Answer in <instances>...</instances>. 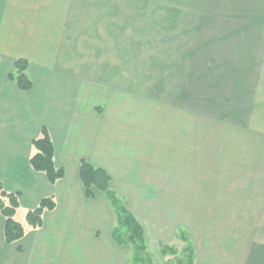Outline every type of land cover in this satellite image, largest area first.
<instances>
[{
  "label": "crops",
  "instance_id": "obj_1",
  "mask_svg": "<svg viewBox=\"0 0 264 264\" xmlns=\"http://www.w3.org/2000/svg\"><path fill=\"white\" fill-rule=\"evenodd\" d=\"M204 2L212 18L202 2L199 26L209 29L198 31L196 84L181 83L175 105L174 98H137L136 32L127 34L124 0H0V183L19 194L16 220L25 228L21 241L7 244L0 213V264H135L136 248L115 237L118 215L109 197L97 190L87 197L82 161L110 176V190L143 227L153 264L150 244L162 257L180 236L191 242L194 264H264L229 238L203 257L174 217H158L174 228L152 227L136 209L137 186L144 200L171 202L158 189L168 186L161 178L173 182L196 148L212 156L218 179L225 177L212 185L229 186L232 217L264 229V0ZM126 38L134 51L125 49ZM19 60L29 65L30 91L9 78ZM43 128L55 167L65 172L54 185L30 164ZM45 199L55 209L32 228L27 213ZM233 225L247 234V224Z\"/></svg>",
  "mask_w": 264,
  "mask_h": 264
},
{
  "label": "rangeland",
  "instance_id": "obj_2",
  "mask_svg": "<svg viewBox=\"0 0 264 264\" xmlns=\"http://www.w3.org/2000/svg\"><path fill=\"white\" fill-rule=\"evenodd\" d=\"M111 1L117 3L123 0ZM124 2L127 34L136 32L134 35L137 43H131V45L135 46L137 51V98L149 101L162 99L170 102L174 98L175 105H180L181 83L187 82L192 88L197 80L200 61L197 49L199 28L206 30V34L209 29L208 26L205 28L199 26V5L202 2L205 4L204 0H124ZM207 8L206 5L205 18L210 19L212 12L208 14ZM202 13L204 15V11ZM121 29L120 26L119 34ZM130 42L132 40L126 38L124 44L127 52L134 51L130 48ZM193 93H195L194 96H192ZM190 94L189 99L192 104L197 99V91L191 90ZM149 101H146L147 105L150 104ZM151 105L152 108L155 107L154 104ZM149 107L141 106L138 109L145 110ZM193 108H190L191 133L197 129L196 123L192 124V120L196 119L193 117ZM191 142L193 143L192 138ZM190 150V162H184L183 173L175 175L173 182L161 178L167 182L168 186L158 189L165 196L163 198H168L171 202L159 203V201L144 200L138 193L137 186V213L149 217L143 220L149 222L152 227L174 228L167 220L161 221L158 218L174 217L179 226L192 232L194 244L203 257L210 248L221 246L219 244L229 238L230 241L243 243L238 244V248L245 249L249 257L264 258V232H262L264 229H254L249 226V221L256 223L257 220H235L232 217L236 211L231 210L235 204L230 200L229 186L212 185L215 182L221 184L225 182L223 175L221 179H218L220 172L214 168L212 156L197 154L196 148ZM202 157L203 162L199 161ZM210 161L211 163H208ZM156 179L155 182H161ZM132 192L136 191L133 189ZM150 213L153 215L150 216ZM235 221L247 224L243 227L247 231L246 235H239L233 225ZM125 233L126 230L121 229L123 239H127ZM181 238L182 236L173 238L171 240L173 247L169 251H164L165 253L161 254L162 257L158 255L157 245L150 244L149 250L155 263L178 264L181 261L185 264L188 254L185 251L187 243ZM245 251L240 252L245 253ZM141 258L146 259V256L141 255Z\"/></svg>",
  "mask_w": 264,
  "mask_h": 264
},
{
  "label": "trees",
  "instance_id": "obj_3",
  "mask_svg": "<svg viewBox=\"0 0 264 264\" xmlns=\"http://www.w3.org/2000/svg\"><path fill=\"white\" fill-rule=\"evenodd\" d=\"M28 63L24 60L17 61L15 71L10 74V80L14 81L18 88L23 91H30L33 87L32 82L27 76ZM35 154L30 160L31 167L35 172L46 175L48 181L54 185L65 175L64 170L57 169L54 164L55 148L51 136L46 128L42 129L41 137L33 141ZM80 178L85 188L88 198H94L97 190L106 194L111 204L118 215V227L115 230V237L122 242L131 244L136 248L134 259L135 264H153V261L147 254V246L145 234L142 225L127 211L124 205L118 200L116 195L110 190V176L101 169H96L89 163L82 161ZM20 207L19 194L7 193L3 185L0 183V213L5 218V240L7 244H13L21 241L25 236L24 226L16 220L17 211ZM55 209V204L51 199H45L40 206L35 210L27 213V224L32 228L41 227L43 224V214L46 210L52 211ZM121 229L126 230L127 239H123ZM187 243V261L185 264H194L193 246L189 239L185 236L181 238ZM169 251L171 248H165L164 251ZM162 252L163 254L165 252ZM145 255L146 259L141 258ZM171 264V262H168ZM178 264H182L181 261ZM184 264V263H183Z\"/></svg>",
  "mask_w": 264,
  "mask_h": 264
}]
</instances>
